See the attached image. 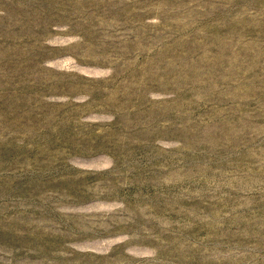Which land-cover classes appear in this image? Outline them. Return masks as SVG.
Here are the masks:
<instances>
[{
	"label": "rangeland",
	"instance_id": "374dc122",
	"mask_svg": "<svg viewBox=\"0 0 264 264\" xmlns=\"http://www.w3.org/2000/svg\"><path fill=\"white\" fill-rule=\"evenodd\" d=\"M0 264H264V0H0Z\"/></svg>",
	"mask_w": 264,
	"mask_h": 264
}]
</instances>
